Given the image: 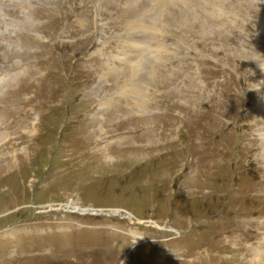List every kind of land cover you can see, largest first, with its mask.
Wrapping results in <instances>:
<instances>
[{
	"label": "rangeland",
	"instance_id": "rangeland-1",
	"mask_svg": "<svg viewBox=\"0 0 264 264\" xmlns=\"http://www.w3.org/2000/svg\"><path fill=\"white\" fill-rule=\"evenodd\" d=\"M0 86V264H264V0H0Z\"/></svg>",
	"mask_w": 264,
	"mask_h": 264
},
{
	"label": "bare ground",
	"instance_id": "bare-ground-1",
	"mask_svg": "<svg viewBox=\"0 0 264 264\" xmlns=\"http://www.w3.org/2000/svg\"><path fill=\"white\" fill-rule=\"evenodd\" d=\"M156 3H157V2H156ZM153 7H154V6H153ZM156 8H157V7H156ZM195 21H196V20H195ZM137 78L139 79V82H140L141 78H139V77H137ZM144 78H146V76H144ZM149 82H150V81H149ZM150 84H151V83H150ZM140 85H141L142 87H144V86H143V83H140ZM0 88H1V86H0ZM105 103H106V102H105ZM105 103H104V104H105ZM104 104H102V105H104ZM99 105H101V102H100ZM102 107H103V106H102ZM102 109H103V108H102ZM16 110H18V108H16ZM105 110H106V109H105ZM103 111H104V110H103ZM95 112H96V111H95ZM97 112L100 113V112H102V110H101V111H97ZM8 113L10 114V111H9V110H8ZM99 113H97V114L95 113V115H96V116H94V120H95V122H97V121L99 120V119H98V118H99L98 116H100ZM22 118H23V117H22ZM22 118H21V119H22ZM24 120H25V118H24ZM21 122H22V121H21ZM9 123H10V122L0 124V128H5V129H7V130H8V129L10 130V128L12 129V128L14 127V126H12V125H11L10 127H6V125L9 124ZM11 124H12V123H11ZM23 128H24V127H23ZM28 130H29V128H28ZM13 131H15V130H13ZM169 134H170V133H169ZM160 135H161V134H160ZM9 136H10V135H9ZM15 136H16V134H15ZM18 136H19V135H18ZM17 139H18V138L15 137L12 141H15V140H17ZM152 139H153V138H152ZM152 141H155V140L153 139ZM156 143H157V142H156ZM92 210H93V209H92ZM93 212H97V211H96V210H93ZM131 232L134 233V235H138V234H139V232H136V231H131ZM260 245H264V242L260 243ZM258 247H259V246H258ZM257 249H259V248H257ZM257 249H256V250H257ZM258 253H261V251L259 250ZM258 253H257V254H258ZM262 253H263V252H262ZM254 255H255V254H254ZM259 256H260V257H261V256H264V254H261V255H259ZM253 259H254V257H253ZM255 261H256V260H255Z\"/></svg>",
	"mask_w": 264,
	"mask_h": 264
}]
</instances>
